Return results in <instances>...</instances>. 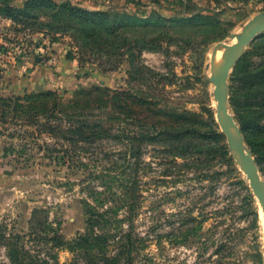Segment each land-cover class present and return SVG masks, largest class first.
<instances>
[{
  "label": "rangeland",
  "instance_id": "obj_1",
  "mask_svg": "<svg viewBox=\"0 0 264 264\" xmlns=\"http://www.w3.org/2000/svg\"><path fill=\"white\" fill-rule=\"evenodd\" d=\"M24 1L0 0V264H264L210 80L264 0H53L109 15L95 43L1 12ZM263 69L262 29L222 91L264 182ZM90 208L106 238L75 245Z\"/></svg>",
  "mask_w": 264,
  "mask_h": 264
},
{
  "label": "trees",
  "instance_id": "obj_2",
  "mask_svg": "<svg viewBox=\"0 0 264 264\" xmlns=\"http://www.w3.org/2000/svg\"><path fill=\"white\" fill-rule=\"evenodd\" d=\"M1 4L4 6L1 12L5 15V17L10 18L11 21H15L18 18L25 19L28 17L37 20L41 18V15L48 14L49 17L53 18V21L61 24L57 25L60 27H56L55 29L64 28L66 31L72 30L71 35L75 38H86L89 39L88 42H92L94 40V43L97 42L99 38L107 40L113 38L112 35H109L112 31L111 27H104V25L109 22L108 14H103L99 11H89L78 6H74L70 1L57 4L54 3L53 0H25L22 3V7L19 8L3 2ZM103 36L104 38H102ZM259 75H264V69L259 73ZM245 78L250 79L249 75ZM50 94L52 93L46 92L38 96H49ZM78 132L80 134L86 133L85 130H81L80 128L78 129ZM172 132L176 135L179 134L177 130H172ZM85 213H88V215L85 216L86 218L84 221L85 232L74 238L72 243L75 245H81L85 242L88 244H94L104 239V237L106 238V236H103L102 234L103 231L96 229L97 226L98 228H101L100 222H106L105 219L102 220L104 218L103 214L98 213L92 208L85 211ZM32 223L33 219H30V224ZM31 230L33 229L31 228ZM1 237L5 236L1 235ZM45 238H47V236H45ZM53 239H59V237L55 235ZM15 252L17 254L19 252H23V254L26 253L23 249L18 251L15 250Z\"/></svg>",
  "mask_w": 264,
  "mask_h": 264
},
{
  "label": "water",
  "instance_id": "obj_3",
  "mask_svg": "<svg viewBox=\"0 0 264 264\" xmlns=\"http://www.w3.org/2000/svg\"><path fill=\"white\" fill-rule=\"evenodd\" d=\"M264 21V11L255 15L246 25H244L241 33L232 35L235 42L232 44L221 42L220 45L224 48V51L215 65L210 80L214 83V98L217 106V118L222 130L225 132L227 138L236 148L239 156L240 164L243 167L246 176L249 180V185L256 195L258 202L264 213V182L260 179L256 164L249 151L246 150L239 132L230 122V115L226 107L225 95L222 89L226 88V65L231 56L249 45L252 38L258 33L261 23ZM234 129V131L230 128Z\"/></svg>",
  "mask_w": 264,
  "mask_h": 264
},
{
  "label": "bare ground",
  "instance_id": "obj_4",
  "mask_svg": "<svg viewBox=\"0 0 264 264\" xmlns=\"http://www.w3.org/2000/svg\"><path fill=\"white\" fill-rule=\"evenodd\" d=\"M260 29L262 30H264V21L261 23V25H260ZM222 47V46H221ZM222 51H223V47H222V50H221V52H220V54L222 53ZM240 50H238L237 52H235L232 56H231V58L229 59V61H228V63H227V65H226V71H228V70H230L231 69V66L233 65V63H234V61H235V59H236V57H237V55H238V52H239ZM220 54H219V56H220ZM218 56V58H217V61H219V59H220V57ZM216 58L213 60V63H212V65L214 66L215 64H216ZM211 67V66H210ZM209 67V68H210ZM213 68V67H212ZM230 128L234 131V129L230 126Z\"/></svg>",
  "mask_w": 264,
  "mask_h": 264
},
{
  "label": "crops",
  "instance_id": "obj_5",
  "mask_svg": "<svg viewBox=\"0 0 264 264\" xmlns=\"http://www.w3.org/2000/svg\"><path fill=\"white\" fill-rule=\"evenodd\" d=\"M62 76H63V73L61 74V79H59V81L63 79ZM42 85H43V83H42ZM40 86H41V85H39L38 88H37L35 91H41V89H42V90L44 89V88H41ZM50 88H51V87H50Z\"/></svg>",
  "mask_w": 264,
  "mask_h": 264
}]
</instances>
